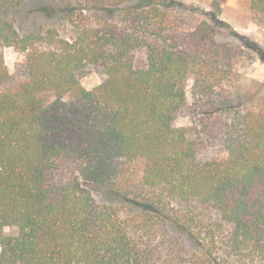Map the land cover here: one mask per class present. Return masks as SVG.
Instances as JSON below:
<instances>
[{
	"label": "trees",
	"instance_id": "obj_1",
	"mask_svg": "<svg viewBox=\"0 0 264 264\" xmlns=\"http://www.w3.org/2000/svg\"><path fill=\"white\" fill-rule=\"evenodd\" d=\"M49 1L76 34L20 32L25 0H0V264H264V97L230 92L242 49L176 26V0Z\"/></svg>",
	"mask_w": 264,
	"mask_h": 264
},
{
	"label": "rangeland",
	"instance_id": "obj_2",
	"mask_svg": "<svg viewBox=\"0 0 264 264\" xmlns=\"http://www.w3.org/2000/svg\"><path fill=\"white\" fill-rule=\"evenodd\" d=\"M166 7V12L171 15L175 25L182 30H192L202 20L215 26L217 42H225L242 49V56L237 64L238 80L230 87V92L236 102L244 103V107H252L258 97H264V18L260 14L251 12L250 0H176ZM52 7L55 12L48 15L40 14V7ZM63 4L49 0H25L21 10L13 13L15 25L20 32L38 27L46 28L54 25L59 28L63 36L76 34L78 28L70 23L64 12H58ZM215 14V20L213 15ZM111 18V16H109ZM5 63L12 73L16 66L24 60V55L13 48L3 49ZM145 63L144 51L135 55L134 64L137 67ZM104 74L95 67H88L81 77V84L88 90L98 85ZM179 123L185 124L186 119L180 118ZM95 200L99 203L112 204L120 215H125L126 210L117 195L88 184ZM167 240L183 237L173 227H166Z\"/></svg>",
	"mask_w": 264,
	"mask_h": 264
}]
</instances>
